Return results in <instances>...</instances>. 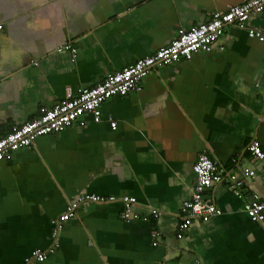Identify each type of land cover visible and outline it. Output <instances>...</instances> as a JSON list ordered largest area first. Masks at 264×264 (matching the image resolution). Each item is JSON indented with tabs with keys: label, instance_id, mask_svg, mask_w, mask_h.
<instances>
[{
	"label": "crops",
	"instance_id": "0c3cea01",
	"mask_svg": "<svg viewBox=\"0 0 264 264\" xmlns=\"http://www.w3.org/2000/svg\"><path fill=\"white\" fill-rule=\"evenodd\" d=\"M244 1L0 0V137ZM249 29L264 31V12L227 25L211 52L154 66L141 91L102 104L101 121L87 114L1 160L0 264L47 250L52 221L89 193L132 195L138 217L120 201L82 203L42 264H264V222L227 182L206 190L223 213L177 237L206 148L264 199V166L247 151L264 148V43Z\"/></svg>",
	"mask_w": 264,
	"mask_h": 264
},
{
	"label": "built area",
	"instance_id": "2783aa9c",
	"mask_svg": "<svg viewBox=\"0 0 264 264\" xmlns=\"http://www.w3.org/2000/svg\"><path fill=\"white\" fill-rule=\"evenodd\" d=\"M263 12L264 0H246L241 4L230 5L224 11H215L208 20L191 29H182L169 44L156 52L141 57L120 70L106 74L103 80L95 86L78 89L77 93L69 99L54 106L42 108L36 117L22 125L14 126L12 131L0 137V161L9 158L12 153L22 148L33 147L35 140L40 136L65 130L87 114L92 115L95 121H101L103 118L102 104L114 96H126L131 92L141 91L144 78L154 66L188 60L200 51L211 52L227 25L236 23L238 27L246 28L247 22L253 15ZM248 34L264 43V31L249 29ZM65 49H70L76 57L78 50L71 43L60 47L59 51ZM111 125L114 128L117 122L111 120ZM247 151L251 157L261 161L264 166V148L259 140H252L247 146ZM193 169L197 180L192 196L184 201L182 210L178 214V238L184 236L194 218L223 213V210L206 196V190L224 182L229 183L236 195L244 199L245 209L252 220L264 222V199L257 194L248 196L244 190V182L237 173L215 160L207 148L198 155ZM247 174L253 175V172L250 171ZM117 201L124 205L122 212L124 218L130 219L132 215L138 217L133 213L138 200L132 195L116 196L96 193L82 195L77 200L70 201L65 211L52 221V245L47 250L35 249L20 264H40L55 253L59 249L60 233L65 223L76 215L80 204ZM152 213L155 216L162 214L157 209H153Z\"/></svg>",
	"mask_w": 264,
	"mask_h": 264
},
{
	"label": "trees",
	"instance_id": "16d2710c",
	"mask_svg": "<svg viewBox=\"0 0 264 264\" xmlns=\"http://www.w3.org/2000/svg\"><path fill=\"white\" fill-rule=\"evenodd\" d=\"M52 255V254H51ZM40 264H42V263H40Z\"/></svg>",
	"mask_w": 264,
	"mask_h": 264
}]
</instances>
